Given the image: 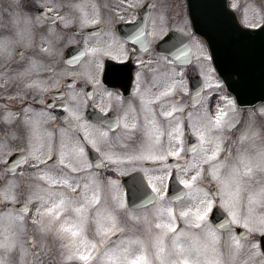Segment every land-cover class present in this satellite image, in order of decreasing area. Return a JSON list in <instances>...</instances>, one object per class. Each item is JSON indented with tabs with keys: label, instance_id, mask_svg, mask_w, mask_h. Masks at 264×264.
Masks as SVG:
<instances>
[{
	"label": "flooded vegetation",
	"instance_id": "obj_1",
	"mask_svg": "<svg viewBox=\"0 0 264 264\" xmlns=\"http://www.w3.org/2000/svg\"><path fill=\"white\" fill-rule=\"evenodd\" d=\"M213 2L218 0L195 1L202 4ZM227 6L240 16L245 26L263 29L261 44L247 47V61L243 67L214 62L206 40L194 28L189 0H0V39L12 41L9 52H0V215L14 209L27 218L22 232L25 245L22 264H27V255L31 253L65 252L60 246L64 241L54 233L48 235L41 231L40 225L34 222L40 219L35 214L39 201L30 200L25 189L37 184L45 185V181L34 175L43 165L39 168L29 166L37 163L29 155L32 147L29 141L43 144L41 159L52 156L53 160L59 154L62 139L67 145L65 151H70L75 141L82 142L81 146L86 149V162L91 163L92 168L72 173L73 186L75 179L81 180L86 173L94 174L101 181L108 174L122 178L142 171L146 175V169H166L177 173L176 168L167 167L171 165V158L183 160L182 167L187 168L185 161L200 154L199 149L195 154H189V138L194 136L199 141L192 131L193 122L201 114L208 116L212 112L210 117L216 116L218 107L225 112L232 110L228 118L233 126L227 128L226 151L222 157L228 156L229 150L231 159L241 149L255 152L264 148V101L241 106L221 79L222 69L231 67L233 77L246 74L250 82L251 77H255L256 82L264 84V0H227ZM53 15L63 18L55 21L57 31L54 33L49 31L53 26L49 17ZM33 17H40L44 22L40 23ZM91 20L96 22H87ZM142 26L146 35L151 37L150 43L142 46L139 41L126 40ZM153 32L155 36H152ZM174 34L188 36L184 42H190L192 48L186 61L174 60L167 50L165 42ZM92 48L96 51H89ZM218 54L222 52L218 51ZM163 57H167V61ZM200 80L202 88H199ZM173 81H179L175 91L155 99ZM195 90L196 94H193ZM247 90L264 92V88L258 86L247 87ZM145 94L152 98L151 106L156 110L158 123L164 131L159 144L162 149L156 154H165L163 150L168 149L170 143L175 150L178 142L175 139L170 141L168 133L182 122L184 151L181 157L169 155L166 160L124 158L141 156L147 144L142 128L145 112L141 97ZM210 95L220 97L214 101ZM229 100L235 104H229ZM62 105L78 110L80 118L74 122L80 125L79 131L69 129L65 117L70 114ZM173 105L178 111L172 117H164L162 111H169ZM137 119L140 126L135 130L125 127L126 123L131 124ZM36 122L38 127L34 128ZM110 124L113 125L111 128ZM85 127L93 135L98 134V129L109 131L108 145L102 147L101 152L110 149L118 159H103L85 143ZM61 129L69 132L71 141L61 136ZM179 134L172 132L173 137ZM21 155L28 158L27 164L20 161ZM66 159L76 167L81 166L74 154ZM101 159L103 164L99 162ZM12 163L16 164L14 169ZM151 163L159 165L153 167ZM48 170H56L57 175L68 171L54 163L48 165ZM10 181L20 185L14 201L4 199V189ZM245 181L249 185L247 193L264 187V172L257 171L255 175L245 177ZM25 203L30 211L22 213ZM241 210L245 208L241 206ZM238 227L246 229L241 223L233 224L232 229L217 231L224 234L222 238L225 241L233 235L239 236L249 251L257 253L251 245L256 242L260 245L264 232L257 230L258 226L250 227L246 229L249 236L244 238L238 234ZM259 251L263 253L261 246ZM11 258L16 259V255ZM259 258L264 264V254H259Z\"/></svg>",
	"mask_w": 264,
	"mask_h": 264
},
{
	"label": "snow or ice",
	"instance_id": "obj_2",
	"mask_svg": "<svg viewBox=\"0 0 264 264\" xmlns=\"http://www.w3.org/2000/svg\"><path fill=\"white\" fill-rule=\"evenodd\" d=\"M41 7L44 6L41 5ZM33 19L40 23L44 22L40 17H33ZM49 19L53 24L49 31L54 33L57 31L55 21L63 20V18L53 15ZM64 22L67 23V21ZM87 22L95 23L96 21ZM155 35L156 33L153 32L152 36ZM187 39V34L179 36L174 34L165 42L167 50L174 60L183 59L186 61L191 54V43L184 42ZM126 40L139 41L143 46L151 42V37L146 35L142 26L128 35ZM11 44L12 41L8 38L0 39V52H9ZM89 51L95 52L96 49L92 48ZM163 59L167 61V57H163ZM178 83L179 81H173L155 99L159 100L162 96L174 92ZM184 90L187 91V89ZM137 91L139 92V89ZM141 99L143 100V110L145 112L142 128L147 137V144L144 146L141 156L129 155L124 158L127 160L138 158L166 160L169 155L181 157L184 151L182 122H178L172 128V132H179V135L173 137L172 132L168 133L170 141L175 139L178 142L175 150H172L173 146L170 143L168 149L163 150L165 154L157 155L156 152L161 151L157 146L164 136V131L158 123L155 115L156 110L151 106L152 98L145 94L142 95ZM229 104L234 105L235 102L229 100ZM62 107L68 108L70 114L65 117L68 120L69 129L79 131L80 125L74 122L75 119L80 118L78 110H73L68 105H62ZM177 111L178 109L173 105L169 111H162V115L172 117L173 113ZM149 114H151V119H149ZM227 117L228 113L218 107L217 115L210 117L206 124L199 126L193 124L192 131L199 137V141L189 147L194 154L199 149V158L194 155L191 161H185L187 168L182 167L180 163L167 166L177 169L176 178L186 188L168 198L167 203H165V199L168 197L167 191L152 184L151 187L155 191L145 196V201L148 204L155 205L151 209V213L148 211L138 213L133 210L143 208L145 201L134 205L133 209H129L127 200L123 198L117 199L114 207L104 204L103 190L95 179L83 184L76 182L73 186L74 177L72 173H79L92 168V164L86 162V149L81 146L82 142L75 141L73 148L70 151H65L67 145L62 139L59 154L53 160L52 156L41 159L43 153L40 152V148L43 147V144L29 141L32 145L29 155L33 156L37 162L35 165L29 166L39 168L43 165L44 167L34 175H38L48 182L47 188L39 184L34 187L29 186V199L40 202V206L36 208V213L40 216V219L34 222L40 225L41 231L52 232L58 239L64 241L60 246L65 250L63 259L66 261L79 260L84 264H230L229 258L225 257L219 247L221 237L217 229L230 228L233 224L241 223L245 225L246 229L252 227L248 217H241L242 192L245 190V177L255 175L257 171L264 172V148L255 152L241 149L231 159L229 150V155L221 159V154L226 151L224 140L221 136L214 135L213 129L223 128L227 123ZM51 118L55 119V117ZM112 126L110 124L109 128ZM139 126L138 119L131 124H125L126 128L133 130ZM232 126L231 123H227V127ZM35 127H38V122L34 124ZM96 131L98 134L93 135L85 127L84 133L87 139L84 142L91 145L103 159L108 161L118 159L110 149L101 152V148L108 145L109 131L103 129ZM34 135L38 136L39 134L34 133ZM61 136L67 137L69 141L72 140L69 132L64 129H61ZM241 139H244V137ZM49 151H51V148H49ZM72 154L80 161V167H76L66 159L67 156ZM103 159L99 161L101 164H103ZM20 161L27 164L28 158L21 155ZM50 163L64 166L68 171L57 175L55 171L48 170ZM205 163L210 165L209 173L219 185L214 195L222 198L221 204L228 210V216L218 225H212L208 220L209 213L216 201L211 198L212 194L199 186V181L205 174V169L202 166ZM15 167L16 164L12 163V168ZM192 169H195L194 174L188 175ZM180 173L184 174V178L181 179ZM172 175V172L166 173L169 178ZM19 186L18 182L10 181L5 186L4 199L16 200L15 192ZM8 192L13 194L7 195ZM193 192L197 194L195 198L198 200V206L182 207L179 216L184 218L186 225H192L194 228L203 227V236L185 229L177 230V210L173 205L176 201L181 200L183 196H192ZM201 194L203 198H200ZM256 200H264V187H261L256 193L249 194V205ZM94 206L95 216L93 217L90 215V211ZM120 210H123L124 216L130 217L131 220L143 223L145 225L144 233H138L133 227L128 231V234H125V228L122 226L124 221ZM28 211L29 206L25 203L21 212L27 213ZM249 212H251V207H249ZM90 220L94 221V231L99 237V243L96 239H90L87 235ZM26 224V216L17 214L14 209L7 210L0 215V229L3 230L0 233V248L8 250L17 248L18 244L21 243L19 237ZM257 230L264 232V219L260 221V227ZM116 233L120 234V238L113 246L109 247V241ZM244 235H248V233L246 232ZM231 240L235 250L232 253L234 257L235 252H238L244 245L241 243L239 236L233 235ZM100 245L104 246L102 253L99 256H94L93 252L98 251ZM251 247L257 249L256 254H264L259 251V242L252 244ZM0 264H5L3 256H0Z\"/></svg>",
	"mask_w": 264,
	"mask_h": 264
},
{
	"label": "rangeland",
	"instance_id": "obj_3",
	"mask_svg": "<svg viewBox=\"0 0 264 264\" xmlns=\"http://www.w3.org/2000/svg\"><path fill=\"white\" fill-rule=\"evenodd\" d=\"M209 97H210V99H211V97H213L211 100L215 101L220 96L210 95ZM209 109L212 110V107L211 108L209 107ZM227 113H228V116H230V114L232 113V110L229 109L227 111ZM211 114H213V113L211 112ZM211 114L208 113V116L201 114L195 119V121L193 123L197 124V126H199L201 124H206L209 121L210 116H212ZM233 117H232V119H233ZM236 119H239V118L236 117ZM226 121H227V123H230L231 120L227 117ZM227 123L221 129H213V134L221 136V138L224 140V142L227 141V136H226V131L228 128ZM157 147L160 150L162 149V147L160 145H158ZM157 152H159V151H157ZM226 155H229V152ZM199 156H200V154H198L196 157L199 158ZM224 157L221 156V159H223ZM192 159L193 158L190 157L189 161H191ZM202 166L205 169V174H204L203 178L199 181V186L203 189H206L208 193L212 194V192H211L212 188L214 186H216L218 188L219 185H218L217 181L209 173L210 165L205 163ZM53 171H55L57 173L56 170H53ZM145 172H146L149 184L151 186H152V184H155L157 186V188H160V189L165 191L166 188H164L165 187L164 185L166 183V178H167V176H166L167 170L166 169H164V170L146 169ZM194 172H195V169H192L188 173V175L194 174ZM180 175H181V179L184 178L183 173H180ZM91 179H95L98 182V184L100 185V187L102 188V190H103V203L104 204L114 207L117 199H119V198L125 199L124 190L120 184V176L119 175L115 174L114 176H107L105 178L106 179L105 181L104 180L99 181L94 174L86 173L81 177L82 181L78 180L77 178L75 180H76V182L81 181V184H83V183L89 182V180H91ZM42 186L44 188H47L48 187L47 181H45V185H42ZM248 186L249 185L245 183V190L242 192L241 206H243L245 208V210L244 211L241 210V217H248L249 223L252 225V227H257V226L260 227V221L262 219H264V200H256L251 205H249V202H248L249 201V194L258 192L260 188H257L256 190L251 191L250 193H247ZM25 193H26V195L29 196V188L25 189ZM196 195L197 194L195 192H193L192 196H186V198L184 200H182L178 203H175L173 205L177 210V217H176L177 230L185 229L188 231L196 232L197 234L203 236V227L194 228L192 225H186L184 218L179 216V211L182 207L198 206V200L195 198ZM200 198H203L202 194L200 195ZM211 198L214 199L216 201V203H218V201L220 202L221 201L220 199H222L221 197L215 198L213 196V194L211 195ZM165 203H167L166 199H165ZM38 206H40V202L35 207V214H36V208ZM153 207L148 208V209H144L143 211L142 210H135V211H137L138 213H141L144 211H148L149 213H151V209ZM249 207H251V212H249ZM227 212H228V210H227ZM120 214H121V217L124 221L122 226L125 228V234H128V231L130 229H132L133 227H135V229L137 230L138 233H144L145 225L143 223L133 221V220H131L130 217L124 216L123 210H120ZM90 215L93 217L95 216V206L90 211ZM94 228H95L94 221L90 220L89 229H88V231H90V233H87V235L90 239H96L97 242L99 243V237L96 235ZM2 231L3 230L0 229V233H2ZM154 231H155V229H154ZM51 233L52 232H47L46 234L50 235ZM219 234L221 237V239L219 241V247L223 251V253L225 254V257L229 258L230 264H261L262 263V260L259 258V254H256L255 250L249 251L247 249L248 246L246 247V242H244V241H241V243L244 246L242 248H240L238 252H235V255L233 257L232 253L235 250L232 246V240L231 239L228 240V238H227L225 241V239L222 238V236L224 234H222V233H219ZM229 236H232V235H229ZM226 237H228V235ZM119 238H120V234L116 233L110 239L108 246L109 247L113 246ZM19 240L21 243L18 244L17 248H15L13 250L0 248V253L2 254V256L4 258L5 264H14V263L22 264L23 263L25 245L22 242V234L20 235ZM169 243H170V239H169ZM103 247H104L103 245H100L99 250L93 252V255L99 256L102 253ZM13 255H16V259H14V260L11 258ZM67 262H70L73 264L84 263V262L79 261V260L66 261L63 259V253H60V254L59 253L56 254L54 252H51V254H49V253H39V254L38 253H31V254L27 255V264H66Z\"/></svg>",
	"mask_w": 264,
	"mask_h": 264
},
{
	"label": "water",
	"instance_id": "obj_4",
	"mask_svg": "<svg viewBox=\"0 0 264 264\" xmlns=\"http://www.w3.org/2000/svg\"><path fill=\"white\" fill-rule=\"evenodd\" d=\"M192 5H195V0H190ZM226 12V11H225ZM194 15V20H195V25L199 29V31L206 36V38L209 39V43L212 47V50L214 52V57L216 58L217 50L218 48H221L222 51H224V54L226 56L225 60L220 59L219 61H225L226 63H229L228 61V56L231 61V55L235 54V58L239 60H243L245 57V49L249 45V43L254 44V40L252 39L253 34L255 31L248 29L244 26H242L238 20V17L234 14H226L224 13L225 17H227V21L230 25L228 29H215L213 31L209 30V23L210 26L211 24L210 21H214L215 13L212 11L209 12H200V17L201 19H198L197 14L193 12ZM218 31H221L220 33V38L223 39L225 37V40H223L222 43H218L217 41V36L216 33ZM259 32V31H258ZM214 33V36H213ZM216 37V38H215ZM218 56V55H217ZM217 59V58H216ZM218 61V60H217ZM235 65V64H231ZM223 78L229 88L233 90L241 104H246V103H254L258 99H260V96L262 98L264 97V93L262 95L260 94H252L251 92L245 91L244 88H246L248 85H245V77L241 78L243 80L242 83H240L241 80H236L232 75V68L229 67L224 69ZM230 71V72H229ZM241 88V90H239ZM258 96V97H257ZM251 98V100H250ZM196 140L194 138H190V145L196 144ZM173 164L181 163L179 160H173ZM124 182L127 186L128 189V198L130 200V204L132 206L138 205L141 203V201H145V196L152 191L149 189V187L143 185V177L141 174H133L129 177L124 178ZM183 188L180 186V184L177 182L176 178L173 177L170 182L169 190H168V196L169 198L175 194H178L181 192ZM148 204L146 201L144 205ZM224 217L226 218L227 215L225 212L221 209L218 208L214 211L212 215V220L215 221V223L219 224L217 221H224ZM229 228V227H225ZM238 232L243 235L242 229L239 228ZM244 236V235H243ZM263 243H264V238H263Z\"/></svg>",
	"mask_w": 264,
	"mask_h": 264
}]
</instances>
